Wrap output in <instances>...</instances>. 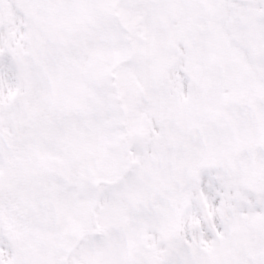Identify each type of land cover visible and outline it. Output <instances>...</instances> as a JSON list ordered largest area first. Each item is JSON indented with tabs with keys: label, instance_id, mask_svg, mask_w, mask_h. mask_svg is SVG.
<instances>
[{
	"label": "snow or ice",
	"instance_id": "snow-or-ice-1",
	"mask_svg": "<svg viewBox=\"0 0 264 264\" xmlns=\"http://www.w3.org/2000/svg\"><path fill=\"white\" fill-rule=\"evenodd\" d=\"M0 264H264V0H0Z\"/></svg>",
	"mask_w": 264,
	"mask_h": 264
}]
</instances>
